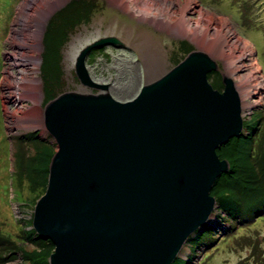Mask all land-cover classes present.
<instances>
[{
  "label": "water",
  "instance_id": "water-1",
  "mask_svg": "<svg viewBox=\"0 0 264 264\" xmlns=\"http://www.w3.org/2000/svg\"><path fill=\"white\" fill-rule=\"evenodd\" d=\"M106 44L122 42L100 37L75 59L98 91H64L44 107L56 150L32 228L54 245L49 264H172L218 205L211 189L229 162L217 149L243 130L240 97L226 74L222 90L211 85L219 65L194 49L117 99L85 63Z\"/></svg>",
  "mask_w": 264,
  "mask_h": 264
},
{
  "label": "rangeland",
  "instance_id": "rangeland-1",
  "mask_svg": "<svg viewBox=\"0 0 264 264\" xmlns=\"http://www.w3.org/2000/svg\"><path fill=\"white\" fill-rule=\"evenodd\" d=\"M114 1L80 0L90 11L94 4L92 13L82 17L80 11L85 9L79 8L77 0H64L42 20L39 7L45 0H31L27 5L26 0H0V233L10 234L16 244L23 241L24 247L5 264H48L49 254L53 251L52 242L41 239L38 241L43 243L34 244L23 239L26 231L33 229L34 205L44 192L39 180V145L44 144L50 154L56 150L55 141L35 116L41 113L43 118L45 105L64 91H98L80 82L75 73V58L85 45L105 36L118 37L122 45L106 44L93 48L85 63L90 76L109 83L108 92L120 100L132 98L149 77L154 78L146 67V58L150 59L149 64L155 62L152 73L156 77L181 61L191 50H202L219 65L218 70L207 77L219 90L224 87V74L233 81L237 78L238 73L227 74L230 58L232 64L239 61L242 66L249 63V58H254L258 68L255 65L253 68L263 79L260 86L263 90L262 94L254 93L257 102L251 108H242V132L252 137L248 145L251 155L245 159L244 165L241 163L232 170L247 173L252 184L236 188L233 198L242 203L237 204L231 199L226 205L230 212L217 202L209 219L211 226L201 235L207 243H195L190 250L187 242L180 255L185 258L184 264H264V196L254 193L257 184L263 183L264 167V0H135V10L127 8L129 0H119L120 6ZM70 2L73 4L67 6ZM155 3L158 7L156 14L161 17L141 16L139 8L149 10ZM24 4L25 11L21 8ZM182 10H186L185 16H181ZM58 13L61 14L59 18ZM21 14L18 34L11 43L12 32ZM74 19L75 22H71ZM223 22L229 27L234 26L237 38L249 40L253 55L242 51L238 40L233 42L231 50L230 43L225 47L227 53L224 56L211 51V42L206 38L214 37L215 29L220 31ZM189 23H193L192 26ZM198 25L202 27L201 33H196L193 27ZM49 27L51 40L46 43ZM28 40L32 41L30 50L36 56L38 80L35 88L25 86L22 89L14 81L5 79L9 71L19 73V68H23L13 64L14 53L19 50L15 46L26 50ZM145 50L150 52L149 55ZM138 59L139 70L133 71ZM50 62L54 66L52 74L48 71ZM15 93L24 98L16 100L12 97ZM12 123L24 125L17 127ZM253 166L257 174L252 173ZM31 186L35 189L31 190ZM239 205L243 209L235 207ZM4 245L10 247L11 244L4 242ZM30 255L33 259L28 257ZM36 256H39L37 260Z\"/></svg>",
  "mask_w": 264,
  "mask_h": 264
},
{
  "label": "bare ground",
  "instance_id": "bare-ground-1",
  "mask_svg": "<svg viewBox=\"0 0 264 264\" xmlns=\"http://www.w3.org/2000/svg\"><path fill=\"white\" fill-rule=\"evenodd\" d=\"M30 1L31 0H26L25 4L27 5ZM63 1L64 0H45L43 5L39 7V12L41 14L42 20L50 13L51 10L54 9V7L56 5L58 6V4L63 2ZM165 1H168V0H165ZM114 2H116V4L118 6L121 5V1H119V0H116ZM135 4H136L135 0H129L128 3H127V8H129V10H133V9L135 10ZM26 5L22 6V7L20 6L23 11L26 10ZM122 5H123V3H122ZM138 11L141 14V16H143V17L144 16L150 17V18L151 17L152 18L161 17V14H156L157 11H158V7L156 6V3L153 4V5H150V9L149 10H147L146 8L145 9L144 8H139ZM185 11L186 10H182L180 12L181 16H185ZM143 17H141V18H143ZM163 18L165 19V16H163ZM217 19H218L219 22L221 21V18H217ZM217 19H215V20H217ZM181 20H183V18H181ZM21 21H22V14L18 17L16 27L14 28V31L12 32L11 43H14V41H15V38H16V36L18 34V25L20 24ZM166 22L169 23L170 21L166 20ZM185 24H186V22H185ZM192 24L193 23H189V26H192ZM220 25H221V27H219L220 31H219L218 28L215 29V31H214V37L208 36L206 38L207 40H209L211 42L210 45H209V48L211 49V51L214 54H216V55L220 54V55L224 56L227 53V50H225V47L230 43L229 50H231V46L233 45V42L235 43L236 40H238V42H240L242 44V51L249 52L251 55L254 54L253 46H252V44H250L249 40L243 41L239 37L237 38V36L235 34L236 31L234 30V28H233L234 26L233 25H230V27H229L226 24H224V22L220 23ZM193 27L196 30V33H201L202 27L200 25L193 26ZM25 45L27 47L26 50H20L19 47L15 46V48L19 49V50L15 51V53H14L15 57H14V60H13V64L15 66H18V65L21 66L22 65L23 68H19V73L18 72L13 73L12 71H9V74L6 77L5 80L6 81H11V80L14 81V83L17 84L18 88H22L23 89V88H25V86H32L33 88H35V84H37V80H38V78L35 75V67H36L35 58H36V56L33 53V51L30 50V47L32 46V41H30V40L26 41ZM237 48H239V47L237 46ZM149 53H150L149 51L146 52V50H145V54L149 55ZM230 59L231 60H228V61L231 64L228 63V66H227L226 70H227V74L238 73L236 80L233 81V82L235 84V87L237 89V92H238L239 96L241 97V108L245 109L244 106H247V107L251 108L252 104L257 102V100L254 99L255 98L254 93H257V94L261 93L262 94V90H263L260 87L262 85V80L263 79L255 74L257 69L253 68V65H255V68H258V66L256 64V61L254 60L253 57H251V58H249V63L246 66H242L239 63V61H236L235 64H232V58H230ZM149 61H150V59L146 58V63H145L146 67H147V69L150 70L151 75H153L151 77H155V74L152 73L153 69L156 66L155 62L149 64ZM38 64H39V62H38ZM37 68H38V66H37ZM244 71H245V73H244ZM251 75H253V78H251ZM158 76H156V77H158ZM148 79H150V77ZM93 80L96 81V82H99V81H97L95 79H93ZM99 83H103V82H99ZM251 94H252L253 100L250 101ZM12 97L15 98L16 100H20L21 98H24V97H21L17 93L13 94ZM35 117L38 120H40V122L42 121L41 113L38 116H35ZM12 125L13 126L15 125V126L19 127V126H23L24 124L23 123H16V124L12 123Z\"/></svg>",
  "mask_w": 264,
  "mask_h": 264
},
{
  "label": "trees",
  "instance_id": "trees-1",
  "mask_svg": "<svg viewBox=\"0 0 264 264\" xmlns=\"http://www.w3.org/2000/svg\"><path fill=\"white\" fill-rule=\"evenodd\" d=\"M77 3L79 5V8L82 7L85 9L83 11H80L82 17H87L89 14L92 13V10L94 8V4H92V8L90 11V9L88 7H86L84 4H81L80 0H77ZM71 4H73V2H70L69 4H67V6H69ZM60 13H58V15H57L58 18L61 15ZM74 14H75V19H77V14L76 13H74ZM75 19L71 22H75ZM48 30H49V36H48L47 40H45L46 43L51 40V28L49 27ZM52 65H53L52 62H50L48 65V71L51 74L54 72L52 70V67H54V66H52ZM251 139H252V137L250 134L242 133L238 137L230 138L229 141L225 145H223L219 149H217V154L219 155V157L221 159H227L228 160L229 170L227 172L220 174L219 178L216 179V181H215V183L211 189V195L216 198V201L218 202V204L221 206V208L226 210V212H230L229 209L227 210L226 205H227V203L231 202V199H235V198H233V196L236 195V188H239V186H241V185L252 184L251 181L249 180L250 177L247 173L239 174V173L232 172V170L234 168H237V166H240L241 163H243V165H244L245 159L248 157V155H251L248 153V145H250ZM39 147H40L39 151H38V157H40V165H38L39 171H40V179L39 180H41L42 185L44 186V191H45L46 184H47V177H48L49 161L51 160V157L53 154H50L46 150L44 144L41 145V143H40ZM44 160H45V162H44ZM262 169H263V175L261 177L263 179V183L261 185L257 184L258 188H256V191H254V193H256V192L260 193L261 197L264 196V167H262ZM252 173L257 174V171L254 169V166L252 168ZM33 189H35V187L31 186V190H33ZM232 201H234V200H232ZM235 202H238L237 204L242 203V201L237 200V199H235ZM239 206L240 207H238V206H235V207H237L239 210L243 209L242 205H239ZM255 210L256 209H254V212H255ZM248 213H250V211ZM249 215H252V214L250 213ZM210 226H211V224L208 222V223L204 224V227L202 230L201 229L199 231L197 230L198 232L196 231L197 232L196 234H193L192 236H190L191 238L188 240V245L190 247L189 248L190 250H192L191 248L193 247V245L195 243H200V242L202 244L207 243V241H205L201 235H203L205 232V229L207 227L210 228ZM11 239H12V237L10 236V234L0 233V264H5L10 259H14L15 258L14 253L22 252L21 250L24 248L22 245L23 241H21V242L19 241L16 244L15 241H13ZM23 239H24V241H31L34 244H41L40 242H42V241L39 242L38 240H41L44 238L38 236L37 233L33 229H30V230L26 231L25 235L23 236ZM4 242L10 243L11 244L10 247L7 246L8 244L5 246ZM51 244H53V243H51ZM51 246H53V248H54V245H51ZM24 254L27 255L28 253L25 252ZM28 257L33 259L32 255H30ZM38 258H39V256L35 257L36 260ZM184 263H185V258H183L182 256H178L173 261L172 264H184Z\"/></svg>",
  "mask_w": 264,
  "mask_h": 264
},
{
  "label": "flooded vegetation",
  "instance_id": "flooded-vegetation-1",
  "mask_svg": "<svg viewBox=\"0 0 264 264\" xmlns=\"http://www.w3.org/2000/svg\"><path fill=\"white\" fill-rule=\"evenodd\" d=\"M136 67H138V68H136ZM139 70V59L138 60H136V62L134 63V68H133V71L134 70ZM109 84V83H108ZM109 86H110V84H109ZM109 86H108V89H109Z\"/></svg>",
  "mask_w": 264,
  "mask_h": 264
},
{
  "label": "clouds",
  "instance_id": "clouds-1",
  "mask_svg": "<svg viewBox=\"0 0 264 264\" xmlns=\"http://www.w3.org/2000/svg\"><path fill=\"white\" fill-rule=\"evenodd\" d=\"M117 38H118V37H117ZM97 39H98V38H97ZM118 39H119V38H118ZM95 40H96V39H95ZM93 41H94V40H93ZM121 42H122V41H121ZM114 45H122V44H114ZM103 46H104V45H103ZM96 48H97V47H96ZM188 53H189V52H188ZM188 53H187V54H188ZM187 54H186V55H187ZM179 62H180V61H179ZM179 62H178V63H179ZM175 65H176V64H175ZM173 66H174V65H173ZM211 72H213V71H211ZM211 72H209V73H211ZM209 73H208V74H209ZM207 77H208V75H207ZM107 84H108V83H107ZM212 86H213V85H212ZM214 88H215V87H214ZM216 89H217V88H216ZM218 90H219V89H218Z\"/></svg>",
  "mask_w": 264,
  "mask_h": 264
}]
</instances>
